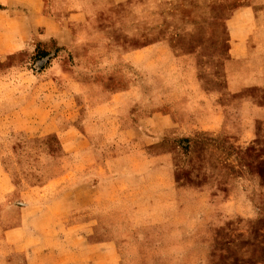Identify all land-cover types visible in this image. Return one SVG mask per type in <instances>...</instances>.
Instances as JSON below:
<instances>
[{"label": "crops", "instance_id": "0c3cea01", "mask_svg": "<svg viewBox=\"0 0 264 264\" xmlns=\"http://www.w3.org/2000/svg\"><path fill=\"white\" fill-rule=\"evenodd\" d=\"M217 1L224 14L226 1ZM0 6L1 59L56 47L42 57V75L17 64V111L35 108L31 138L57 134L63 157L77 162L40 186L25 181L16 187L0 153V264H54V221H75L61 233L76 231L77 264H123L136 260V252L208 248L215 228L259 215L260 187L236 180L228 164L211 161L210 148L202 152L194 144L202 138L233 140L234 122L222 95L186 100L184 93L201 91L187 56L166 42L127 48L120 41L138 27L164 25L162 0H0ZM225 26L226 68L237 67L229 79L232 93L264 91V14L242 7ZM24 77L29 85L22 84ZM177 93L181 97L173 98ZM35 94L39 100L23 103ZM254 106L255 113L263 112ZM253 123L256 129L259 120ZM3 125L0 151L16 138L20 146L19 138L30 133L7 134ZM246 134L258 139L257 131ZM26 138L23 156L39 152L54 159L46 146ZM169 139L190 141L187 165H181L179 149L160 151ZM181 167L191 171L190 184L177 178Z\"/></svg>", "mask_w": 264, "mask_h": 264}, {"label": "rangeland", "instance_id": "374dc122", "mask_svg": "<svg viewBox=\"0 0 264 264\" xmlns=\"http://www.w3.org/2000/svg\"><path fill=\"white\" fill-rule=\"evenodd\" d=\"M225 1L224 14H220L217 0H162L164 25L138 27L129 34H123L120 41H124L127 48H142L166 42L178 56L189 58V64L194 68L196 78L201 84V91L197 96L190 92L184 93L185 99L189 101L195 99L198 102L209 94H214L213 99L222 95L224 106L230 108L228 115L230 121L234 122V126L229 129L230 135L234 136L233 140L217 141L202 138L194 141V144L200 147L202 152L210 148L211 161L214 164H228L236 180L251 187L254 185L260 187L264 197V91L248 88L239 93H232L229 79L237 67L229 70L226 68L229 42L225 26L226 20L233 12L242 7L251 6L264 14V0ZM55 49L54 44L43 45L39 46L32 57L16 55L8 59L0 58V121L4 123L3 131L7 134L12 129L30 131L19 138L21 144L30 140L26 137L31 138V133H36L37 124L30 123L31 116L33 118L36 113L35 108H18L17 111V85L21 83V76L17 75V64L20 63L22 67L35 72V75H42L46 66L42 57L51 51L54 52ZM60 52L61 50L58 54ZM22 79V84L29 85L26 77ZM32 83L40 85L41 81L33 80ZM166 83L167 86L172 85L171 81L167 80ZM177 97H181V93H177L173 98ZM31 98L40 99L39 94H35L23 99V103H27ZM254 105L263 109V112L255 113ZM255 119L259 120L256 129L253 123ZM248 130L257 131L258 139L247 136ZM238 133H245L246 136L239 138ZM35 141L38 146H46L50 151L47 154H51L54 159L48 155L43 156L46 153L39 152L23 156L22 150L23 152L25 150L21 144L17 145V138L14 145L4 147L0 151L3 165L13 176L16 187L25 181L40 186L46 181L59 178L65 169L76 167L75 158L63 157L57 134L44 139L37 138ZM189 144L190 141L185 139H169L160 151L165 150L164 148L169 152L179 149L182 156L181 165H187L191 156ZM221 149L228 155H222ZM177 174L179 181L190 184L191 171L183 167ZM71 182L73 185L76 184L77 176H73ZM21 190H15L13 201L17 202V197L22 195ZM220 190L227 191V187ZM73 196H77V193ZM72 207H77V204ZM68 223L73 224L75 221L71 220L64 224L61 221H54L53 242H49L54 249V264H67L65 262L68 260L70 264H77L79 260L77 249L80 244L76 231H71V234L61 233L63 231L61 227ZM211 237L212 244L208 248H198L192 253L136 252L135 257L133 255L136 260L123 261V264H264V201L256 218L232 220L225 226L215 228Z\"/></svg>", "mask_w": 264, "mask_h": 264}]
</instances>
